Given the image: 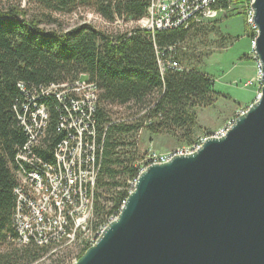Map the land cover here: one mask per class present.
Wrapping results in <instances>:
<instances>
[{
  "label": "trees",
  "instance_id": "16d2710c",
  "mask_svg": "<svg viewBox=\"0 0 264 264\" xmlns=\"http://www.w3.org/2000/svg\"><path fill=\"white\" fill-rule=\"evenodd\" d=\"M246 1L220 0L218 5L228 9ZM150 3L0 0V264H43L44 257L54 254L52 245L18 244L14 190L20 183L19 174L33 172L40 164H54L57 147L74 134L64 127V121H72L77 98L70 91L58 97L66 89L62 85L86 82L97 91L94 109L85 119L93 135L84 133V141L94 144L90 154L94 157L97 222L118 215L128 181L136 177V164L144 157L139 149L144 131L190 146L198 132H204L198 124V110L212 107L219 98L230 99L215 91L213 77L198 68L209 56L203 48L212 36L218 47L234 39L223 35L220 20L153 34L136 26L114 27L115 21L121 25L145 17ZM79 11L92 13L113 28L80 21L65 29L63 17ZM248 36L252 42L255 29L250 27ZM169 58L178 67H165L162 72L158 61ZM51 85L56 91H46ZM33 105L47 112L46 124L34 142L21 122L25 118L33 125Z\"/></svg>",
  "mask_w": 264,
  "mask_h": 264
},
{
  "label": "water",
  "instance_id": "95a60500",
  "mask_svg": "<svg viewBox=\"0 0 264 264\" xmlns=\"http://www.w3.org/2000/svg\"><path fill=\"white\" fill-rule=\"evenodd\" d=\"M256 99L222 137L148 165L72 264H264V0H252Z\"/></svg>",
  "mask_w": 264,
  "mask_h": 264
},
{
  "label": "built area",
  "instance_id": "2783aa9c",
  "mask_svg": "<svg viewBox=\"0 0 264 264\" xmlns=\"http://www.w3.org/2000/svg\"><path fill=\"white\" fill-rule=\"evenodd\" d=\"M219 1L151 0L145 17L128 23L129 28L136 26L153 34L155 30L179 26L187 28L189 24L208 22L215 19L223 10H227L218 5ZM251 3L252 0H247L241 10H244L250 26L252 25ZM252 29H254L253 25ZM251 45L253 46V41ZM158 63L162 72L165 67H178L177 62L170 58L166 62L159 60ZM260 75L257 63L256 78L259 83ZM62 86L66 89L57 93L58 97H62L70 91L77 98L76 102L73 101V109H71L73 112L72 121L70 122V119L64 121L66 124L64 127L73 129L74 134L57 147L54 164H40L39 168H35L36 170L33 172L19 174L20 183L14 190L17 202L13 220L18 234V244H28L32 241L38 246L52 245L51 251L53 252L66 247L71 248L74 252L59 264H72L77 261L83 250L97 242L103 230L117 215H109L105 221L101 222H97L95 218L93 202L95 168L94 157L90 154L94 151V144L84 141L86 139L84 133L89 132L88 134L93 135V132L87 129L88 122L85 119L88 120L90 112L94 109L97 91L91 83L86 82L77 81L70 87ZM55 88V85H51L46 91H56ZM33 106L36 107V105ZM243 111H239L238 114ZM31 117L33 125L25 122V118H22L21 122L28 127L32 134L31 141L34 142L38 131L46 124L47 112L41 106L36 107L31 113ZM233 120L221 125L213 132L196 137V141L190 146L178 147L168 153L161 154L149 150L146 156L144 155L143 159L136 164L137 175L128 181L127 195L132 192L138 175L148 165L166 162L173 156L194 152L206 137L224 136ZM43 208L50 209L52 215H46L47 210H43Z\"/></svg>",
  "mask_w": 264,
  "mask_h": 264
},
{
  "label": "rangeland",
  "instance_id": "374dc122",
  "mask_svg": "<svg viewBox=\"0 0 264 264\" xmlns=\"http://www.w3.org/2000/svg\"><path fill=\"white\" fill-rule=\"evenodd\" d=\"M241 10V5H231L230 8H228L226 11L223 10L221 13L218 14L215 19L220 20L219 29L225 37L228 36L234 39L228 40L224 47H218V45L214 42L215 37L212 36L211 40L207 42L209 46L206 47V49L203 48V51L209 52V56L204 57V59L201 60V64L198 66L201 71H204L207 74L214 76V79H216L214 85L217 86L218 91H222L224 93L228 92L229 87H223L222 85H233V83H231L230 76L233 75L235 72L233 70H230V68L233 66L234 63L237 62L236 57L239 56L240 59L243 60L244 52L249 54V56H251L252 53L251 36H248V32L250 31V27H252V25H245L244 17L242 15ZM63 20V25L65 29L74 27L75 24L80 21L90 22L91 24H94L99 27H103L105 26L104 24H106L102 22L100 18L88 11H79L77 13L72 14L71 16L63 17ZM120 23L123 22L115 21L113 25L114 27H118L120 30H123L121 29V27H129L128 23H126V25H120ZM106 28L112 29L113 27L106 24ZM230 41L232 42L230 43ZM242 82H244V80H242ZM242 84L243 83H239L238 85ZM251 88H248V90H250ZM242 93L243 96L240 101L242 106L237 107V109L232 104H229L228 102L222 100L225 98H219V100H217L212 107H207L199 110L200 112L198 120L199 124L204 127V132H211L216 130L221 125L230 122L232 119H235L239 111L246 110L248 105L244 106V104L250 102L251 95L248 91L247 95L244 92ZM118 111L120 113L125 112L122 109H118ZM204 132H198V135L196 137L202 136ZM148 137L149 134L142 133L139 143L140 152H143L145 156L149 150L161 154L165 152L168 153L174 148L182 147L181 144H178L172 137L169 136H158L150 140H148ZM54 204L56 205V203ZM43 210H47L46 215H52L50 209L43 208ZM73 252V249L67 247L63 249H58L54 251L53 255L48 256L47 258L44 257L43 264H59L60 260L71 256Z\"/></svg>",
  "mask_w": 264,
  "mask_h": 264
},
{
  "label": "crops",
  "instance_id": "0c3cea01",
  "mask_svg": "<svg viewBox=\"0 0 264 264\" xmlns=\"http://www.w3.org/2000/svg\"><path fill=\"white\" fill-rule=\"evenodd\" d=\"M236 59H237V62L234 63L233 66L230 68V70H233L235 72L233 75L230 76L231 83H233V85H222L223 87H229L228 92H225V93L222 91H218L216 85H214V90L228 95L230 99H222V100H224L225 102H228L229 104H232L237 109V107L242 106L240 103L242 96H243L242 92L246 93L247 95V91H248L251 95L250 102H248L247 104H244V106L251 104L256 99L257 94L260 91V83L257 81V78L255 76L257 61L255 59L253 50H252L251 56H249V54L244 52L243 60H241L239 56H237ZM212 77L214 79V76ZM242 80H244V82H242ZM215 81L216 79H214V82ZM239 83H243V84L238 85ZM248 88H251V89L248 90ZM199 112L200 111L198 110L197 120L199 117ZM198 124H199V120H198ZM199 126L204 128L200 124ZM144 133H147V132L144 131L143 134ZM158 136H165V135L149 134L148 140L154 137H158Z\"/></svg>",
  "mask_w": 264,
  "mask_h": 264
},
{
  "label": "clouds",
  "instance_id": "9594fccd",
  "mask_svg": "<svg viewBox=\"0 0 264 264\" xmlns=\"http://www.w3.org/2000/svg\"><path fill=\"white\" fill-rule=\"evenodd\" d=\"M257 61V60H256Z\"/></svg>",
  "mask_w": 264,
  "mask_h": 264
}]
</instances>
